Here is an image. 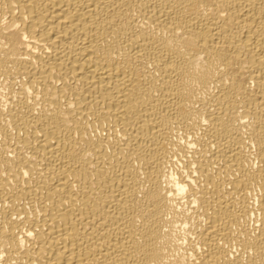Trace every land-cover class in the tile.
I'll use <instances>...</instances> for the list:
<instances>
[{
	"label": "bare ground",
	"instance_id": "bare-ground-1",
	"mask_svg": "<svg viewBox=\"0 0 264 264\" xmlns=\"http://www.w3.org/2000/svg\"><path fill=\"white\" fill-rule=\"evenodd\" d=\"M0 264H264V0H0Z\"/></svg>",
	"mask_w": 264,
	"mask_h": 264
}]
</instances>
